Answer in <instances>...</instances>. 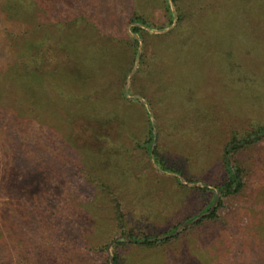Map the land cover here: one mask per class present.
I'll list each match as a JSON object with an SVG mask.
<instances>
[{
    "label": "rangeland",
    "instance_id": "rangeland-1",
    "mask_svg": "<svg viewBox=\"0 0 264 264\" xmlns=\"http://www.w3.org/2000/svg\"><path fill=\"white\" fill-rule=\"evenodd\" d=\"M263 128L264 0H0V264H264V133L112 246Z\"/></svg>",
    "mask_w": 264,
    "mask_h": 264
},
{
    "label": "trees",
    "instance_id": "trees-1",
    "mask_svg": "<svg viewBox=\"0 0 264 264\" xmlns=\"http://www.w3.org/2000/svg\"><path fill=\"white\" fill-rule=\"evenodd\" d=\"M139 20L140 18H138L137 16H131L129 18V23H136ZM131 29L133 32H138L140 30V28L137 25L133 26ZM260 133H264V128L262 130L253 132L251 135L245 136L244 138L241 139L232 138L228 142V144L225 146L224 156L222 159L224 168L227 173V179L224 182L218 183L216 185L217 188L216 195H213L214 197L209 201V204L205 208L201 209V212L197 216H194L192 218L188 217L182 220L183 224L185 225H183L182 228L177 233H173V232L176 230L178 224L173 225L162 236L144 234L141 237H135L130 232L127 233L123 232L122 236L119 239L113 240L112 246L117 247L118 245H123V244H134L143 248L157 247L159 245L168 243L170 238H174L176 234H180V232L187 230V228H189L188 225L190 224H192V226H195L197 224H200L205 219H215L217 216V210L221 206L222 197L229 194H235L243 187L244 169L241 165L232 164L230 162L231 156L236 151L242 149L246 145L252 144L253 142L260 140L259 135H257ZM149 134L150 136L152 134L150 128H149ZM162 169L170 170L172 172L177 171V169L173 167H167L164 164L162 165ZM115 212L119 220V218L121 217V213L117 205ZM109 244L110 243L104 244L101 250L103 252L104 251L108 252V248L109 246H111ZM110 259H112V262ZM105 260H106V264H119V258L115 252L109 256L106 255Z\"/></svg>",
    "mask_w": 264,
    "mask_h": 264
},
{
    "label": "water",
    "instance_id": "water-1",
    "mask_svg": "<svg viewBox=\"0 0 264 264\" xmlns=\"http://www.w3.org/2000/svg\"><path fill=\"white\" fill-rule=\"evenodd\" d=\"M183 225H185V224H183ZM183 225H181V226H183ZM181 226L177 227V229L175 230L174 233H177V232L179 231V229L181 228ZM110 260H111V262H112V259H110Z\"/></svg>",
    "mask_w": 264,
    "mask_h": 264
}]
</instances>
